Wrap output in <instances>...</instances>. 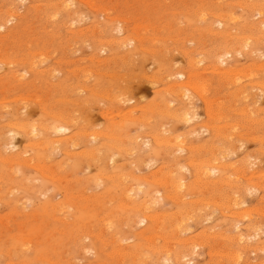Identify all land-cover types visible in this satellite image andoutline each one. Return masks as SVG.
<instances>
[{
  "label": "rangeland",
  "instance_id": "obj_1",
  "mask_svg": "<svg viewBox=\"0 0 264 264\" xmlns=\"http://www.w3.org/2000/svg\"><path fill=\"white\" fill-rule=\"evenodd\" d=\"M246 4L0 0V264H264V8ZM229 30L248 49L216 71ZM177 73L192 106L171 91ZM188 106L187 124L174 115ZM155 135L188 148L159 149ZM211 160L224 167L207 187L186 169ZM167 174L185 188L169 194ZM186 247L181 262L161 252Z\"/></svg>",
  "mask_w": 264,
  "mask_h": 264
},
{
  "label": "bare ground",
  "instance_id": "obj_2",
  "mask_svg": "<svg viewBox=\"0 0 264 264\" xmlns=\"http://www.w3.org/2000/svg\"><path fill=\"white\" fill-rule=\"evenodd\" d=\"M83 1V0H82ZM246 2H247V4L245 5V7L247 8V10L248 9H250V10H253V11H260L262 8H264V5L262 6V5H260L259 3H253V2H251V1H248V0H245ZM93 3V2H92ZM63 7H60V8H64V9H68V5H66V4H64V2H62V3H60ZM59 4V5H60ZM68 4V3H67ZM244 4V3H243ZM60 5V6H61ZM59 8V9H60ZM12 12V11H11ZM106 12V11H105ZM13 13V12H12ZM262 13V12H261ZM232 14V13H231ZM231 14L229 15V17L228 18H226V20H224L223 18H218L217 20H216V23H217V25L218 26H223V24L225 23V22H229V21H232V20H236L233 16H231ZM69 15H70V13H69ZM76 15V14H75ZM201 15V14H200ZM257 15V14H256ZM10 16V15H9ZM8 16V18H10ZM225 16V15H224ZM227 16V15H226ZM203 17V16H202ZM205 17V16H204ZM215 17V16H214ZM217 17H218V15H217ZM222 17V16H221ZM53 18V17H52ZM54 18H56V17H54ZM200 18V17H199ZM70 19H72V18H70ZM204 19V18H203ZM53 20V19H52ZM74 20H75V18H74ZM12 21V19H9L8 20V22H11ZM7 22V23H8ZM74 22V21H73ZM202 22V21H201ZM73 26V25H72ZM5 28V24L4 25H1L0 26V29H4ZM262 30H260L259 31V34H261V38H263L264 37V23H263V25H262ZM140 32V31H139ZM226 33L227 34H225L226 36H224L225 38H226V40H227V43L225 44V45H221L220 47H218V48H216V50H215V57L216 58H214V61H215V63H216V66H217V68H216V71H221L222 70V66H224L225 64H226V62H227V59H229V58H231L232 56H234V54L235 53H237V52H239L240 51V53H245L246 51H247V49H248V41H249V39H251V38H249V37H247V38H242V39H240L241 38V36L239 35V34H237V33H234V32H231V30H229V31H226ZM133 41V40H132ZM241 41H244V42H246L245 43V46L244 47H242L240 50H239V48L238 47H240V44H242V42ZM120 43V42H119ZM129 43V42H128ZM130 43H131V41H130ZM120 45V44H119ZM242 46V45H241ZM238 54V53H237ZM253 54V53H252ZM239 55V54H238ZM237 55V56H238ZM6 56V55H5ZM36 56V55H35ZM240 56V55H239ZM123 57V56H122ZM194 58V57H193ZM27 60V59H26ZM195 62V61H194ZM202 62V60H200L199 62H197V63H201ZM60 63V62H59ZM192 64V63H191ZM194 64H196V63H193V65ZM11 65V64H10ZM213 70V69H212ZM231 70V69H230ZM230 70L228 69V70H224V71H222V74H225V75H227V74H229L230 73ZM233 70V69H232ZM38 71V70H37ZM236 73V72H235ZM247 73V72H246ZM231 74V73H230ZM233 74V73H232ZM177 75L180 77V79L182 80V81H180L179 83H177V84H175L174 85V87L172 86L171 87V91L174 93V94H176L177 96H179L180 98H182L183 100H185V101H187V103L190 105V106H192V101H191V97L189 96V91L190 90H195L194 88H192V83L189 81V82H187L186 80H187V76L185 75V73H177ZM235 75H237V74H235ZM23 76V75H22ZM248 76H250V75H248ZM15 77V76H14ZM236 77V76H235ZM234 77V78H235ZM233 78V77H232ZM232 79V80H234V81H237V80H235V79ZM229 79V78H228ZM241 80L239 79L238 80V82H240ZM233 82V81H232ZM234 84H235V82H234ZM199 86H201V84L199 85ZM202 87V86H201ZM204 88H206V87H204ZM204 88H202V89H204ZM258 88L261 90V91H264V82H262V83H259V85H258ZM170 89V88H169ZM196 89H198V88H196ZM201 89V90H202ZM198 90H200V88L198 89ZM182 91V92H181ZM203 91V90H202ZM204 91H206V90H204ZM182 94H181V93ZM178 93V94H177ZM204 93V92H203ZM244 94H248V93H246V90L245 89H242L241 91H240V93H239V95H244ZM260 95V94H259ZM176 96V97H177ZM116 97V96H115ZM201 97H202V95H201ZM245 97H247V95L245 96ZM19 98V97H18ZM179 98V99H180ZM127 99V98H126ZM11 100V99H10ZM183 100H181L180 99V101H182L183 102ZM245 100H246V98H245ZM127 101H129V100H127ZM258 101H260V100H258ZM127 103V102H125V101H122V103ZM181 102V107H183V103ZM216 102V101H215ZM172 103V102H171ZM170 103V104H171ZM185 103V102H184ZM236 104V103H235ZM185 105L187 106V104L185 103ZM257 105V104H256ZM255 105V106H256ZM123 106V105H122ZM169 106V105H168ZM190 106H188L189 108L188 109H185L184 111H182L181 109V111L182 112H180V113H178L177 115H174V117H176V119H178V121L180 120H185V122H187V124L188 123H191V122H193L194 120H195V118L196 117H198V116H196L195 117V115H193L192 113H191V111L189 110L190 109ZM147 108V107H146ZM144 109H145V107H144ZM134 110V109H133ZM192 111L194 110V109H191ZM132 111V110H131ZM130 111V112H131ZM121 112V111H120ZM119 112V113H120ZM175 112H178V110H176ZM184 112V113H183ZM195 112V111H194ZM251 113V112H250ZM169 114V113H168ZM183 114V115H182ZM219 114V113H218ZM116 115V114H115ZM118 115V114H117ZM121 115H122V113H121ZM120 115V116H121ZM217 115V114H216ZM251 115H252V113H251ZM130 116V115H129ZM212 116V115H211ZM105 117H107L106 115H105ZM128 117V116H127ZM139 118V117H138ZM122 119V118H121ZM143 120V119H142ZM112 123V122H111ZM12 124V123H11ZM27 124V123H26ZM10 125V124H9ZM15 124H13V126H14ZM123 125V124H122ZM12 126V125H11ZM46 126V125H45ZM16 127V126H15ZM35 127V126H34ZM34 127H33V129H34ZM217 128V127H216ZM219 128V127H218ZM32 129V134L34 133V135L36 136V130H33ZM54 129V131L53 132H56V133H62L63 131H65V129H63V128H61V127H56V128H53ZM196 132V131H195ZM13 133V134H12ZM96 133V132H95ZM165 133V132H164ZM11 134H12V138H11V140L12 141H14V139L16 138V133L15 132H11ZM92 134V133H91ZM194 134V133H193ZM205 134V133H204ZM26 135V134H25ZM94 135V134H93ZM212 135L215 137V131L214 130H212ZM115 138V137H114ZM72 139V138H71ZM92 139H93V137H92ZM140 139V138H139ZM177 139H178V137H177ZM57 140V139H56ZM227 141H225V142H227L228 143V145L226 146V150L225 151H221V153H222V155H223V157L224 156H227V152L228 151H231V150H234V145H233V143H232V140H231V138L230 137H228L227 139H226ZM16 141V140H15ZM68 141V140H67ZM179 141V140H178ZM178 141H176V143H175V141H170V140H167L166 138H164V139H162V138H160V139H158L157 138V136L155 135V145H156V147L157 148H159V149H161V148H166L165 150H169L170 148H173V147H175L176 149H178V152L179 153H182V152H185L187 149L186 148H188V147H186L183 143H184V141H183V143H182V140L180 141L181 143H179ZM10 142V141H9ZM51 142V141H50ZM53 142V141H52ZM13 143H15V142H13ZM13 143H11V145H12V147H14L15 149H16V146H14L15 144H13ZM174 144V146H171V145H173ZM176 145V146H175ZM213 145V144H212ZM229 146V149L227 150V147ZM48 147V146H47ZM194 147V146H193ZM231 148V149H230ZM119 149V148H118ZM131 149V148H130ZM176 149H175V152L174 153H177V151H176ZM126 150V149H125ZM164 150V149H163ZM193 150V149H192ZM120 151H121V149H120ZM234 152V151H233ZM232 152V153H233ZM67 153V152H66ZM230 154H231V152H230ZM234 154V153H233ZM100 158H98L99 160H102V156H99ZM217 157V156H216ZM216 157H214V160H217L216 159ZM223 157L221 158V160L223 159ZM23 158V157H22ZM112 159H114V158H112ZM111 159V160H112ZM117 159V158H116ZM191 160V159H190ZM194 160V159H193ZM219 160V159H218ZM1 161V160H0ZM223 161H224V159L221 161L222 163H223ZM9 162V161H8ZM188 162H191V161H188ZM217 162V161H216ZM216 162H215V164H213V160H211L210 162H204V163H200V164H195V162H191V164H189V165H191V167H188L186 170H188V171H192V174H193V176H194V178H195V180H196V182L197 183H199V182H202L203 184H206V186L207 185H209V187H213V186H216L217 185V182H216V180L214 181V178H215V176H216V173L217 172H219L220 171V167L221 168H223L224 167V164H221V165H219V166H217L216 165ZM19 163V162H18ZM26 164H28V163H25V165ZM144 165V164H143ZM225 165H227V164H225ZM237 165V164H236ZM253 165V164H252ZM216 166V167H215ZM33 168V167H32ZM177 168H178V171L179 170H183V167H181L180 166V164H178L177 165ZM226 168H228V167H226ZM225 168V169H226ZM250 168V167H249ZM176 169V168H175ZM184 169H185V167H184ZM38 170V169H37ZM157 171V170H156ZM162 171V170H161ZM183 172V171H182ZM181 172V173H182ZM244 173H245V171H243ZM247 172V171H246ZM42 173V172H41ZM57 173V172H56ZM136 173V172H135ZM235 173H237L236 171H235ZM253 173H255V172H253ZM155 174H156V172H155ZM234 174V173H233ZM264 174V173H263ZM153 175H154V173H153ZM171 175H172V171H171ZM171 175H166V176H164V177H162L161 179H159V182L161 183V185L163 186V188H165V190H167L168 191V193H169V191L170 190H182V189H184L185 188V183L184 182H182V181H176V180H174L172 177H171ZM184 175H186V173L184 174ZM240 175V174H239ZM238 175V176H239ZM245 176V175H244ZM250 176H252V175H250ZM255 176H257V175H255ZM186 177V176H185ZM233 177V176H232ZM253 177V176H252ZM145 178V177H144ZM227 178V177H226ZM247 178V177H246ZM249 178V177H248ZM264 178V177H263ZM145 179H147V178H145ZM186 179V178H185ZM230 179V178H229ZM228 179V180H229ZM237 179V178H236ZM53 180V179H52ZM147 180H149V179H147ZM158 180V179H157ZM194 180V179H193ZM231 180V179H230ZM154 181V180H153ZM185 181V180H184ZM219 181V180H218ZM177 182V183H176ZM223 182V181H222ZM226 182V181H225ZM231 182H233L232 180H231ZM230 182V183H231ZM229 183V184H230ZM257 183V182H256ZM221 185V184H220ZM226 185V184H225ZM231 185H232V183H231ZM247 185H249V183L247 184ZM252 185H254L253 183H252ZM236 186V185H235ZM260 186V185H259ZM133 187V186H132ZM142 187V186H141ZM208 187V186H207ZM246 187V186H245ZM244 187V188H245ZM139 188V187H138ZM240 188H242V187H240ZM130 189V188H129ZM128 189V190H129ZM238 189V188H237ZM248 189V188H247ZM132 190V189H131ZM141 190V189H140ZM172 190V191H173ZM253 190V189H252ZM171 191V192H172ZM175 191V192H176ZM248 191H249V189H248ZM33 192V191H32ZM125 192V191H124ZM138 192H139V190H138ZM178 192V191H177ZM177 192H176V194H177ZM180 192V191H179ZM131 193V192H130ZM168 193L166 194L167 196H166V198H168L169 199V196H168ZM250 192H248V194H249ZM169 194H171V193H169ZM124 195H127V194H124ZM123 195V196H124ZM154 196H155V194H153ZM184 195V194H183ZM237 195V194H236ZM235 195V196H236ZM171 196V195H170ZM180 196V195H179ZM186 196V195H185ZM184 196V197H185ZM239 196V195H238ZM138 197V196H137ZM142 197V196H141ZM150 197V196H149ZM152 198V197H151ZM177 198H178V195H177ZM177 198H175L176 200H178ZM184 199L183 198V196H180V199ZM86 199V198H85ZM140 199V198H139ZM147 199H150V198H147ZM181 199V200H182ZM237 199H239V198H237ZM240 199H241V197H240ZM245 199V198H244ZM150 200H152V199H150ZM229 200H230V198H229ZM145 201V200H144ZM154 201V200H153ZM184 201V200H183ZM240 201H242V199L240 200ZM244 201V200H243ZM242 201V202H243ZM146 202V201H145ZM156 202H157V199H156ZM182 202V201H181ZM234 202H235V199H233L232 200V203L234 204ZM67 203V202H66ZM175 203V202H174ZM176 203H179V201H177ZM201 203V202H200ZM236 203H237V201H236ZM142 205V204H141ZM150 205V204H149ZM148 205V206H149ZM228 205H230V204H228ZM241 205H242V203H241ZM243 205H244V203H243ZM121 206V205H120ZM171 206H172V204H171ZM237 206V205H236ZM125 207V206H124ZM129 207V206H128ZM70 208V207H69ZM132 208V207H131ZM134 208H135V206H134ZM136 208H138V207H136ZM232 208V207H231ZM141 209H143V208H141ZM141 209H139V210H141ZM148 209V208H147ZM61 210V209H60ZM134 210V209H133ZM138 210V209H137ZM138 210V211H139ZM229 210V209H228ZM231 210V209H230ZM57 211V210H56ZM142 211V210H141ZM141 211H139V212H141ZM146 211H148V210H146ZM150 211V210H149ZM191 211H193V209H191ZM194 211H195V209H194ZM193 211V212H194ZM257 211V210H256ZM242 212V211H241ZM243 212H248V211H246V210H244ZM69 213V212H68ZM143 213H144V211H143ZM157 213H155V215H156ZM186 214V216H188L187 214H190V211H188V212H186L185 213ZM223 214V213H222ZM235 214V213H234ZM242 214H244V213H242ZM245 214H247V213H245ZM151 214H147V213H144V215H143V217H142V219H141V223H148V222H156L157 223V229H158V219H156L154 216H150ZM190 216V215H189ZM214 216V215H213ZM213 216H211V217H213ZM232 216V215H231ZM238 216H242V218H244L245 219V217H243V215H238ZM250 216V215H249ZM158 217V216H157ZM191 217V216H190ZM210 217V218H211ZM251 217V216H250ZM236 218H237V216H236ZM178 219H180V218H178ZM190 219V218H189ZM193 219V218H192ZM157 220V221H156ZM248 220H250V219H248ZM175 221V220H174ZM179 222V221H178ZM182 222H184V220L182 221ZM202 222V221H201ZM140 223V224H141ZM172 223V222H171ZM171 223H170V225H171ZM173 224V223H172ZM179 224H180V222H179ZM239 224V223H238ZM252 224V223H251ZM250 224V225H251ZM154 225V224H153ZM233 225V224H232ZM253 225H255V224H253ZM253 225H252V228H253ZM154 226H156V225H154ZM178 226V225H177ZM176 226V227H177ZM245 226V225H244ZM261 226V225H260ZM180 227H181V225H180ZM192 227V226H191ZM236 228V227H235ZM242 228H244V229H246V228H248V226L247 227H242ZM251 228V227H250ZM249 228V229H250ZM259 228V227H258ZM177 229H180V228H178L177 227ZM190 229V228H189ZM256 229V228H255ZM260 229V228H259ZM248 230V229H247ZM251 230V229H250ZM258 230V229H257ZM255 231V230H254ZM146 232V231H145ZM144 232V233H145ZM186 232V231H185ZM184 232V233H185ZM261 232V231H260ZM257 233H259V232H257ZM140 234V233H139ZM177 234H178V232H177ZM183 234V233H182ZM251 234H253V232L251 233ZM86 235V234H85ZM143 236V235H142ZM141 236V237H142ZM257 237V236H256ZM259 237V236H258ZM136 238V237H135ZM190 238V237H189ZM189 238H187L186 240H188ZM234 238V237H233ZM233 238H231V239H233ZM240 238V237H239ZM24 239V238H23ZM191 239V238H190ZM230 239V238H229ZM184 241H185V239H183ZM182 240V241H183ZM234 240V239H233ZM241 240V239H240ZM199 241V240H198ZM229 241V240H228ZM174 242V241H173ZM193 242H195L196 243V240L194 239V241ZM236 242V240L234 241V243ZM237 242H239V241H237ZM248 242V241H247ZM186 243V245L188 244L187 242H185ZM184 243V244H185ZM189 243H190V241H189ZM241 243H244V242H242L241 241ZM240 243V244H241ZM180 244H182V243H180ZM192 244V243H191ZM139 245V244H138ZM193 245V244H192ZM246 245V244H245ZM166 247H167V245H165ZM164 246V247H165ZM197 246V245H196ZM196 246H195V249H196ZM151 247V246H150ZM165 247V248H166ZM239 247V246H238ZM249 247V246H248ZM152 248V247H151ZM171 248V247H170ZM245 249V248H244ZM243 249V250H244ZM247 249V248H246ZM254 249V248H253ZM163 250V249H162ZM181 250V249H180ZM264 250V249H263ZM88 251V250H87ZM159 251V250H158ZM179 251V250H178ZM178 251H176V252H173V251H170V250H163V251H161V252H164V253H167V255H170V256H173V258H174V260L176 261V262H181V260L182 259H185V258H187V254L185 253L186 251H187V247L186 248H184V250H183V253H181V252H178ZM192 251V250H191ZM155 252V251H154ZM190 252V251H189ZM194 253V252H193ZM193 255V254H192ZM238 255V254H237ZM128 256V255H127ZM159 256V255H158ZM125 257V256H124ZM221 257V256H220ZM229 257H232L233 259H237V257H238V259H240V257L239 256H236V254H234V252H230V255H229ZM159 258V257H158ZM163 258V257H162ZM226 258V257H225ZM229 259V258H228ZM156 261H158L157 259H156ZM166 261V260H165ZM238 261V260H237ZM170 262V261H169ZM230 262V261H229ZM180 264V263H179Z\"/></svg>",
  "mask_w": 264,
  "mask_h": 264
}]
</instances>
